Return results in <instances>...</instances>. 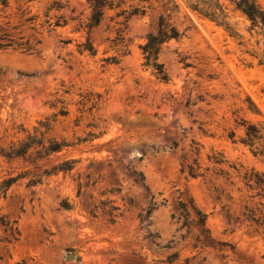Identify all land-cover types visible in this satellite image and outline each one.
Returning <instances> with one entry per match:
<instances>
[{
  "label": "rangeland",
  "instance_id": "374dc122",
  "mask_svg": "<svg viewBox=\"0 0 264 264\" xmlns=\"http://www.w3.org/2000/svg\"><path fill=\"white\" fill-rule=\"evenodd\" d=\"M204 1L111 0L96 25L88 0L0 6V145L45 119L68 144L0 155V264H264V237L226 219L264 173L241 142L264 127L263 32L229 0H210L221 23L193 9ZM161 17L181 32L160 48L166 80L140 49Z\"/></svg>",
  "mask_w": 264,
  "mask_h": 264
},
{
  "label": "trees",
  "instance_id": "16d2710c",
  "mask_svg": "<svg viewBox=\"0 0 264 264\" xmlns=\"http://www.w3.org/2000/svg\"><path fill=\"white\" fill-rule=\"evenodd\" d=\"M9 0H0V6L5 7L8 5ZM91 6V25H96L101 20L103 14V8L111 4V0H88ZM235 7L246 16L250 21L252 27H258L263 32L264 39V8L260 6L257 0H229ZM193 9L211 18L213 21H223L225 18L224 12L217 2L204 1V5L199 7V4H191ZM181 35V32L174 26H171L164 21L161 17L158 23V29L155 34L149 35L145 43L140 45L141 53L143 55V65L152 69V73L160 80H166L167 74L164 71L162 63L158 61L161 45L169 39H177ZM0 47H7L11 45V39H6V35L3 33L0 35ZM7 41V42H2ZM87 50H92V45L88 44L85 47ZM67 112V111H61ZM52 124L50 119L40 120L37 126L33 127L32 131H26V135L23 139L16 143H10L7 146L0 145V155L7 158L24 157L29 150L33 147L36 148V153H44L49 155L53 152L61 150L68 144L66 141H58L53 137H49L48 133L51 130ZM245 137L241 139L244 144L253 147L254 155L264 156V147L258 149L255 145L260 142V139L264 137V127L257 126L255 124H248L245 129ZM75 160L68 159L61 163L54 165L52 171H68L73 168ZM189 174L196 176V170L189 166ZM40 176V175H35ZM39 178V177H38ZM34 177L29 180L31 184L39 182V179ZM246 180V186L249 190H256L255 194L250 195L243 200L241 205L242 209L236 212L227 211L226 219L229 223H241L251 229V231L257 235L264 237V173L251 172L244 176ZM14 177L8 178L5 181V185H10L14 181ZM179 208L183 217V225L188 226L191 222L189 218V209L186 203L179 202ZM197 220L196 223L200 226H204L206 222V214L200 210H195ZM208 232V230H206ZM175 255V254H174Z\"/></svg>",
  "mask_w": 264,
  "mask_h": 264
}]
</instances>
